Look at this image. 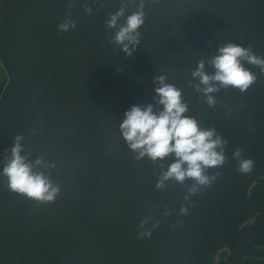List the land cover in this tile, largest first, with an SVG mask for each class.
I'll return each instance as SVG.
<instances>
[{"label": "water", "instance_id": "water-1", "mask_svg": "<svg viewBox=\"0 0 264 264\" xmlns=\"http://www.w3.org/2000/svg\"><path fill=\"white\" fill-rule=\"evenodd\" d=\"M139 10L129 56L114 38ZM227 44L264 59V0H0V264H264V71L241 58L256 77L243 92L210 81L206 94L192 75L201 61L214 75ZM160 77L180 91L184 116L226 141L225 163L205 170L210 185L157 188L175 155L141 157L122 135L133 105L163 110ZM18 135L21 155L44 162L33 171L58 188L52 201L9 189ZM238 148L254 162L248 174Z\"/></svg>", "mask_w": 264, "mask_h": 264}, {"label": "clouds", "instance_id": "clouds-1", "mask_svg": "<svg viewBox=\"0 0 264 264\" xmlns=\"http://www.w3.org/2000/svg\"><path fill=\"white\" fill-rule=\"evenodd\" d=\"M141 9L143 4L141 3ZM87 11H91L87 9ZM123 15V8L111 17L108 26L115 27L117 19ZM143 11L139 10L127 18L126 26H122L115 35V42L124 45L123 51L131 56L128 44L138 43L139 33L136 31L143 23ZM71 21L58 26L60 31L67 32L74 28ZM128 41V44L124 42ZM219 55L213 57L212 64L216 69L214 75H208L203 71V61L200 62L197 70L192 73L193 77H199L206 87L203 91L207 93L217 91L210 81H218L221 86H233L245 91L256 79L253 73L246 70L241 64V58L248 63L257 65L264 71V59L252 54L251 49H245L236 44H227L218 49ZM161 86L156 89L160 97L159 104L163 110L156 114L151 105L145 108L133 105L125 112V119L120 125L122 135L128 142L129 147L140 151V156L147 155L153 161L163 160L170 154L176 159L163 174L162 181L156 185L163 187V181L175 178L183 182L185 178H192L198 185H210L215 177L205 175V170L222 166L226 158L223 154L224 145L221 137L215 136L214 129L201 130L197 122L183 114L187 106L181 103V93L172 85L163 83L164 78H159ZM208 103L213 104L214 100L208 96ZM22 135L15 137L11 147V158L7 159L3 169L4 175L8 178L9 189L13 192L23 194L38 201H52L58 192L50 180L43 173L34 172L33 168L41 165L42 158H37L33 163L28 162L27 156H22L23 147ZM220 151H217V148ZM243 149H236L233 157L239 161L237 171L248 174L253 170L254 162L250 158H242ZM186 165V167H185ZM218 175V174H217ZM197 189L193 186L190 192ZM181 211H186L181 209Z\"/></svg>", "mask_w": 264, "mask_h": 264}, {"label": "rangeland", "instance_id": "rangeland-1", "mask_svg": "<svg viewBox=\"0 0 264 264\" xmlns=\"http://www.w3.org/2000/svg\"><path fill=\"white\" fill-rule=\"evenodd\" d=\"M1 68L3 69L2 66L0 67V69H1ZM1 76H2L3 81L6 82V80H7V75H6L5 71H4V69H3V74H1Z\"/></svg>", "mask_w": 264, "mask_h": 264}, {"label": "built area", "instance_id": "built-area-1", "mask_svg": "<svg viewBox=\"0 0 264 264\" xmlns=\"http://www.w3.org/2000/svg\"><path fill=\"white\" fill-rule=\"evenodd\" d=\"M1 66H2V65L0 64V67H1ZM1 79H2V77H1ZM4 84H5V81H3V79H2V83H1V86H0V93H1V91H2V89H3Z\"/></svg>", "mask_w": 264, "mask_h": 264}, {"label": "crops", "instance_id": "crops-1", "mask_svg": "<svg viewBox=\"0 0 264 264\" xmlns=\"http://www.w3.org/2000/svg\"><path fill=\"white\" fill-rule=\"evenodd\" d=\"M1 74H3V69L2 68L0 69V86H1V83H2Z\"/></svg>", "mask_w": 264, "mask_h": 264}, {"label": "flooded vegetation", "instance_id": "flooded-vegetation-1", "mask_svg": "<svg viewBox=\"0 0 264 264\" xmlns=\"http://www.w3.org/2000/svg\"><path fill=\"white\" fill-rule=\"evenodd\" d=\"M220 264H227L225 261L221 262Z\"/></svg>", "mask_w": 264, "mask_h": 264}]
</instances>
